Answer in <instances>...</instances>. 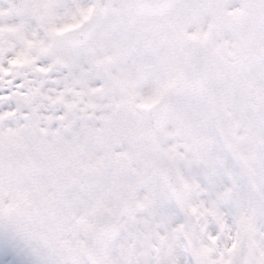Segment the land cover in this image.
<instances>
[{
	"label": "clouds",
	"instance_id": "1",
	"mask_svg": "<svg viewBox=\"0 0 264 264\" xmlns=\"http://www.w3.org/2000/svg\"><path fill=\"white\" fill-rule=\"evenodd\" d=\"M0 264H264V0H0Z\"/></svg>",
	"mask_w": 264,
	"mask_h": 264
}]
</instances>
